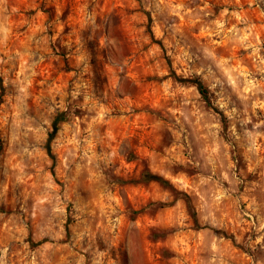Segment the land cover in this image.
Wrapping results in <instances>:
<instances>
[{
	"label": "clouds",
	"instance_id": "1",
	"mask_svg": "<svg viewBox=\"0 0 264 264\" xmlns=\"http://www.w3.org/2000/svg\"><path fill=\"white\" fill-rule=\"evenodd\" d=\"M0 264H264V0H0Z\"/></svg>",
	"mask_w": 264,
	"mask_h": 264
}]
</instances>
